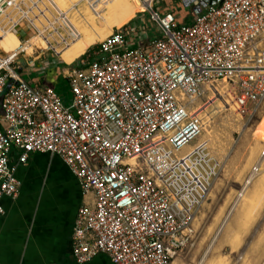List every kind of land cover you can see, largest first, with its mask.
Masks as SVG:
<instances>
[{"label":"built area","instance_id":"obj_1","mask_svg":"<svg viewBox=\"0 0 264 264\" xmlns=\"http://www.w3.org/2000/svg\"><path fill=\"white\" fill-rule=\"evenodd\" d=\"M3 1L0 217L3 200L19 197V167L33 154H49L63 161L82 192L72 235L76 264L100 255L112 264H172L193 245L192 226L220 171L206 143L184 150L207 125L205 107L220 95L252 117L264 104V0H183L194 7L190 24L163 13L157 0H140L157 34L137 17L91 46L63 71L68 101L43 84L50 61L66 64L57 44L27 47L34 37L45 43L49 33L56 36L49 28L55 23L65 49L73 39L65 10L54 0ZM76 15L70 9L67 19ZM8 34L20 43L11 52Z\"/></svg>","mask_w":264,"mask_h":264},{"label":"rangeland","instance_id":"obj_2","mask_svg":"<svg viewBox=\"0 0 264 264\" xmlns=\"http://www.w3.org/2000/svg\"><path fill=\"white\" fill-rule=\"evenodd\" d=\"M92 1L103 9V21L100 23L92 18L85 7L86 1H82L79 6L81 9L71 20L84 34V39L61 54L63 60L71 63L85 58L86 51L100 42L102 37L99 32L107 36L110 28H113L112 31L121 28L118 25L128 20L127 13L133 17L127 24L136 21L138 17L149 23L151 36L157 34L150 23L149 15L136 11L141 6L139 0L137 5L130 8L125 3L122 5L121 0ZM78 2L80 1L59 0L58 4L66 12L73 9ZM172 2L177 10L183 4V0ZM119 4L124 8L121 9ZM145 11L146 9L143 10ZM49 35L55 36L52 33ZM34 39L39 41L40 37ZM17 40L12 35L9 43ZM39 45H43L41 40ZM51 55L52 53L46 56L49 58ZM76 63L77 61L73 65ZM37 64L42 63L40 61ZM51 66L44 71L45 75L50 73ZM41 67L36 65L34 71ZM205 101L207 99L203 100ZM209 111L211 115L207 114L209 120L201 136L184 150L206 143L212 156L220 163V171L192 226L190 241L193 245L183 250L172 264H264V165L259 164L264 145V104L252 117L242 116L223 100L213 98L205 107V112ZM258 164L260 169L255 180L245 187L252 169Z\"/></svg>","mask_w":264,"mask_h":264},{"label":"crops","instance_id":"obj_3","mask_svg":"<svg viewBox=\"0 0 264 264\" xmlns=\"http://www.w3.org/2000/svg\"><path fill=\"white\" fill-rule=\"evenodd\" d=\"M139 1L121 0V4L125 3V6L130 8ZM157 2L163 13L174 14L180 23L190 24L194 19L193 6H190L191 8L185 6L189 10L178 13L172 0H157ZM86 3V9L96 20L100 7L92 0ZM140 4V8H136V11L144 13L143 7L147 9V4L141 1ZM80 9L77 7L75 11ZM127 15L128 20L118 27L126 25L133 18L130 13ZM18 42L17 40L8 44L15 46ZM33 43H37L43 50L39 41L34 38L27 47ZM61 60L67 62L62 58ZM51 65L56 64L50 62ZM63 65L51 66L52 70H48L50 73L43 75V84L57 91L61 86L60 83L67 82L63 75V71L66 70ZM64 95L65 101L70 99L69 93L66 95L64 92ZM12 159L13 162L17 161L16 152ZM17 179L21 183L19 197L16 200L5 198L2 202L5 214L0 217V264H76L72 256V235L78 211L83 203L77 179L60 158L49 154H33L26 166L19 167ZM90 264L112 263L107 256L100 255Z\"/></svg>","mask_w":264,"mask_h":264},{"label":"bare ground","instance_id":"obj_4","mask_svg":"<svg viewBox=\"0 0 264 264\" xmlns=\"http://www.w3.org/2000/svg\"><path fill=\"white\" fill-rule=\"evenodd\" d=\"M83 1H88V0H83ZM81 2V1H80ZM59 3V0H54V3H51L53 6H54V4L58 7V8H60L61 9V7H60V5L58 4ZM79 3V2H78ZM77 3V4H78ZM5 5V1H2L1 3H0V11H1V9L3 8V6ZM74 6V5H73ZM109 6V5H108ZM56 8V7H55ZM75 9H77V5H75L74 7H73V11L75 10ZM146 8L145 7H143V10H145ZM69 13V10L67 11L66 10V12H64L63 11V13L61 14V16L63 17H65V20H63V21H65L64 23L65 24H67L68 26H69V28H70V31H69V35H71V36H73V39H72V41H71V43L70 44H67V47L65 48V49H60V45H61V43L62 42H65V39L63 38V36H60V34L59 33H56V28H54V24L55 23H49V25H50V29H52V30H54L55 31V34H56V36H49V38H48V41L47 42H42V40H41V42L43 43V45H41L42 47H45L43 50H46V48H48V45H49V43H52V42H55L56 44H57V46L55 47V49L60 53V55L61 54H63L65 51H67V50H69V49H71L75 44H77L78 42H82L83 41V36H84V34H82L81 33V31L78 29V27H77V24H75L72 20H70L69 21V18L67 19V14ZM103 16H105V14H103V9L102 8H100V10L97 12V16H96V20L97 21H99L100 23H101V21H103ZM59 20H56V23L58 22ZM70 22H72V23H70ZM36 26L38 27V28H41V27H43V29L45 30V28H44V26H43V24L41 23V21H37V23H36ZM40 26V27H39ZM118 26H120V25H118ZM113 29V28H112ZM112 29L110 28V30H108L107 31V35L109 34V33H111V31H112ZM41 32H42V30H40ZM110 31V32H109ZM53 34V33H52ZM13 34H8L7 36H6V38H5V45H7V51L8 52H11V51H14V50H16L15 49V47H19L20 46V43L18 42L15 46H10L8 43H9V40H10V38H11V36H12ZM57 37L59 38V40L60 41H57L58 39H57ZM104 37H102V39H103ZM40 39H44L43 37L42 38H40ZM40 39H39V43H40ZM102 39L100 40V41H102ZM61 57V56H60ZM216 98L217 99H220V100H222V97L220 96V95H217L216 96ZM225 102V101H224ZM256 151V150H255ZM255 153V152H254ZM262 164V166L264 165V161L261 163Z\"/></svg>","mask_w":264,"mask_h":264},{"label":"trees","instance_id":"obj_5","mask_svg":"<svg viewBox=\"0 0 264 264\" xmlns=\"http://www.w3.org/2000/svg\"><path fill=\"white\" fill-rule=\"evenodd\" d=\"M180 8H182L181 10H182L183 12H184L185 9H186V8H185V5H182V4H181ZM180 8H179V10H177L178 13L181 12V11H180ZM174 13H175V11H174ZM100 36H101V37H105L106 34L101 33ZM101 39H102V38H100V40H101ZM76 61H77V60H76ZM74 62H75V61H74ZM74 62H71V63H69V62H65L67 65L64 64V66H65V67H68V65H72ZM57 91H58V93H59L62 97L65 98L66 96L64 95V92H66V95L69 93L67 82L64 81L63 84H62L61 86L58 87Z\"/></svg>","mask_w":264,"mask_h":264},{"label":"water","instance_id":"obj_6","mask_svg":"<svg viewBox=\"0 0 264 264\" xmlns=\"http://www.w3.org/2000/svg\"><path fill=\"white\" fill-rule=\"evenodd\" d=\"M3 0H0V3L2 2ZM191 4L193 5H196L197 4V0H189ZM68 101V100H67Z\"/></svg>","mask_w":264,"mask_h":264}]
</instances>
